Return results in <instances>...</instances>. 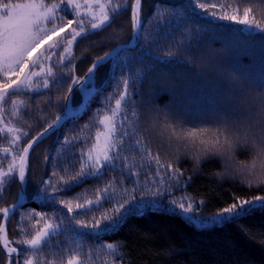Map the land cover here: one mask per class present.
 I'll return each instance as SVG.
<instances>
[{"label":"snow or ice","instance_id":"snow-or-ice-1","mask_svg":"<svg viewBox=\"0 0 264 264\" xmlns=\"http://www.w3.org/2000/svg\"><path fill=\"white\" fill-rule=\"evenodd\" d=\"M93 4L99 6V11L92 10ZM161 7L165 11L154 13L147 22L145 34L142 0H132L131 36L103 55L95 56L87 71L77 75V62L84 54L76 56L74 47L126 11V0L124 3L85 0L84 4L81 0L0 3V137L7 143V147H0V198L13 185L17 188L13 203L0 207L3 217L0 249L6 252L8 264H91L90 256L83 252L85 246L97 254L106 252L120 259L123 253L117 251V244H104L102 238L117 233L130 217H142L150 212L179 215L197 231L221 229L230 224H237L245 231L240 224L242 220L264 214V194L250 198L233 196L226 206L206 213L205 200L196 201L186 194L185 185L192 177L185 179L183 170L178 167L180 159L187 157L179 152L181 147L199 154L208 153L220 144V134L212 127L221 111L217 97L227 79L220 64L242 74L258 88L264 87V79L257 81L247 72L228 66L225 56L218 64L216 50L206 36L211 34L217 20L254 27L260 32H264V21L252 15V7L241 9L239 4L233 7L232 4L185 0L177 5H154V8ZM196 17L206 18L208 23L200 24ZM188 24L193 27H185ZM177 33L181 34L179 40ZM112 35H117L116 31ZM165 46L168 50L161 52ZM132 48H136L135 54L130 52ZM172 48L176 51H171ZM134 64L142 67L130 78L128 73ZM104 66H108V70L105 78L100 79L97 73ZM117 72L124 76V91L120 92L111 114L100 117L104 132L97 133L96 143L87 152L73 151L79 137L65 135L61 139L63 126L87 111L93 98L115 79ZM132 79L139 81L134 93L140 97L138 105L129 99L133 95L128 91ZM193 81L208 88L214 97L212 123L208 126L187 127L177 113L176 99ZM65 86L67 90L63 95L54 91ZM143 87L147 88L146 99L140 91ZM17 93L27 99H12L9 108L8 100ZM162 93L170 96L172 103L161 106ZM76 95L80 97L78 104H74ZM41 96L46 99L34 103ZM122 103L138 107L139 111L132 114L136 119L124 115ZM41 104L58 108V112L40 132L22 144L29 132L17 121L29 117L33 107L41 111ZM121 115L123 120H118ZM141 120L146 121V125ZM147 126L158 130L162 142L173 149L167 155H174L175 162L163 160L160 151H152L143 138ZM31 127L29 124L28 128ZM53 134L58 147L46 150L43 161L46 166L53 163L57 159L53 152L62 151L67 163L63 168L54 169L48 178L41 176L31 181L30 151ZM77 157L78 167H73ZM210 158L214 157L209 155L207 159ZM106 173L110 174L107 181L90 189L92 198L83 203L63 198L87 181H105ZM241 184L249 189L264 187V183ZM175 191L185 194L177 199ZM165 197H169L167 203ZM26 203L51 208L52 213L25 210ZM89 213H92L90 217ZM17 215L21 222L33 218L34 223L30 229L18 226L13 236L20 238L10 240L7 225ZM60 233L64 234V240L53 243L52 238ZM62 244L65 247H61ZM172 248L176 250L174 245ZM47 256L54 259L48 260Z\"/></svg>","mask_w":264,"mask_h":264},{"label":"trees","instance_id":"trees-1","mask_svg":"<svg viewBox=\"0 0 264 264\" xmlns=\"http://www.w3.org/2000/svg\"><path fill=\"white\" fill-rule=\"evenodd\" d=\"M8 2V0H0V3ZM15 2V0H14ZM51 2V0H49ZM132 0L128 1L127 10L115 17L110 25L97 30L95 34L87 39L79 42L74 47L76 56L83 57L77 62V75H82L92 62L95 56L101 55L109 48L117 43L128 39L131 34V24L129 21V11ZM185 0H142V16L145 19V34H147V22L156 12H163L165 8H154V5H177ZM201 2L217 3L233 7L239 4L241 9L244 6L252 7L253 13L257 20L264 21V0H201ZM230 11V9H229ZM223 14V12H220ZM242 15V11H241ZM69 18H71L69 14ZM200 24H207L206 18L196 17ZM122 25V27H120ZM185 27L191 29L193 25L188 24ZM116 31L117 35L113 36ZM211 40L212 45L222 46L226 49L225 61L230 67L247 72L253 79L260 81L264 79V32L258 30H246L239 25L217 20L212 27L211 34L206 36ZM176 39H181V34L177 33ZM167 46L160 49L161 52L167 51ZM171 51H176L172 48ZM135 54L136 48L130 49ZM142 66L134 64L128 76L134 78L137 70ZM164 67V66H162ZM170 67V66H169ZM108 70V66H104L98 70V77L104 79V73ZM124 76L117 72L115 79L109 82V85L97 94L87 111L79 116L78 119L69 120L60 132L61 139L67 135L69 138L73 136L79 137L75 143L73 151L80 152L81 148L89 146V142L94 137V120L100 115L108 104H112L119 99V94L124 91ZM139 86V81L132 79L128 91L133 95L130 100L139 104L140 97L135 95V90ZM64 88L54 89L58 95H63L66 91ZM140 91L147 98V88H140ZM12 99L26 100L24 94L17 93L8 100V105ZM46 97L41 96L35 99L34 103H41ZM80 97L74 98V104H78ZM161 106L172 103V98L167 94H161L159 97ZM122 105H125L122 103ZM177 113L179 118L187 127L208 126L212 123L210 115L215 107V101L212 93L208 88L202 87L199 82L193 81L186 89L183 95L176 99ZM130 119H136L133 111H139L137 106L133 104L125 105ZM41 111H37L33 107L31 115L23 120L18 119V124L25 127L29 135L22 140L25 144L34 134L39 132L47 122L55 118L58 108H46L41 104ZM146 125V121L141 120ZM31 124L32 127L28 128ZM158 130L151 129L147 126V130L143 131V138L149 144L155 153L160 151L163 160H173L174 155H167L173 149L167 147L162 142V135L157 134ZM54 134L47 136L34 149L30 151L29 165L31 172V181L39 179L41 176L48 178L54 169L63 168L67 161H64V153L62 151H54L57 157L56 161L49 165H45L43 157L46 150H55L58 145L56 139L53 141ZM3 143L0 141V147ZM241 156L245 153L241 152ZM77 163L73 167H78ZM178 167L183 170L184 177L187 179L192 177L191 181L185 185L186 194L191 199L199 201L205 200L206 206L203 210L214 212L219 207L226 206L232 202L233 196L242 198H250L254 195L264 194V187L251 189L242 185L234 179H217L216 173L221 165L216 158L205 159L198 167L187 156L182 157L178 163ZM63 174V173H61ZM57 178H53V182ZM103 181H87L72 192L63 195L64 199H72L73 202L83 203L85 199L92 198L91 188L96 185H102ZM88 189V191H85ZM51 191V189H49ZM17 188L13 185L10 190L0 198V207L13 202ZM78 196V199H77ZM25 210L35 209L36 211L52 213L51 208H42L36 203H26ZM97 215L99 213H96ZM92 213H89V217ZM34 223L33 218H28L21 222L19 216L13 217L7 225L9 239H19V235L13 236L14 230L18 226L30 229ZM244 226L242 231L237 224H230L221 229H212L210 231H197L188 226L179 215L147 213L142 217H130L121 229L114 235H106L102 238L103 243L117 244V251L123 253L119 259L122 264H264V214H257L253 217L246 218L240 222ZM251 231H248V230ZM247 233V234H246ZM92 238H89L91 241ZM64 240V234L52 238V242ZM120 242H125L121 244ZM175 246V251L172 246ZM65 247V245H61ZM66 257V256H65ZM64 257V259H65ZM46 259L53 260V256H47ZM6 257L0 250V264H5Z\"/></svg>","mask_w":264,"mask_h":264},{"label":"clouds","instance_id":"clouds-1","mask_svg":"<svg viewBox=\"0 0 264 264\" xmlns=\"http://www.w3.org/2000/svg\"><path fill=\"white\" fill-rule=\"evenodd\" d=\"M212 47L219 64L226 49ZM220 68L227 79L217 97L221 111L212 125L220 134V144L208 153L198 154L183 147L179 152L197 167L209 155L216 158L221 165L217 179H234L246 185L264 183V87L258 88L223 64Z\"/></svg>","mask_w":264,"mask_h":264},{"label":"rangeland","instance_id":"rangeland-1","mask_svg":"<svg viewBox=\"0 0 264 264\" xmlns=\"http://www.w3.org/2000/svg\"><path fill=\"white\" fill-rule=\"evenodd\" d=\"M128 1L129 0H126L127 4H128ZM89 2H91V0H89ZM100 2L103 3L104 0H100ZM124 2H125V0H112V3H124ZM81 3L84 4L85 0H81ZM130 8H131V6H130ZM92 10L99 11V6L96 5V4H93ZM87 18H89V17H86V19ZM129 21H130V11H129ZM130 24H131V22H130ZM237 25H239V24H237ZM239 26L242 27L243 29H246V30H257L254 27L249 28V27L244 26V25H239ZM8 106L10 108L11 107V103ZM115 107H116V104H115V101H114L112 104H108L106 106L105 110L100 115L96 116V119L94 120V123H93L94 124V137H93L92 141L89 142L90 143L89 146H86L85 148H81V151L87 152L92 147V145L94 143H96V135H97V133L98 132H100V133L104 132V127L99 123L100 117L103 116L105 113L110 115L111 114V109H113ZM121 108L125 109L124 115L129 116L125 105H121ZM117 119L118 120H123V115L118 116ZM55 139L56 138L54 137L53 141ZM101 139H103V137H101ZM0 141H1V143H3L2 146L7 147V143H6L4 138L0 137ZM0 156H2V154H0ZM5 164H6V162H5ZM109 175L110 174L106 173L105 181H103V183L107 181V179L109 178ZM184 194H185V192L175 191L174 192V198L179 199V197L184 195ZM189 198L191 199V197H189ZM168 199H169V197H165V203H167ZM41 226H42V224H41ZM104 244H107V243H104ZM83 252H84L85 255H89L90 256L91 264H122L119 259L115 258L114 254L110 255V254H108L106 252H101V253L97 254L94 249H90L87 246H85V248L83 249ZM67 258L68 257L66 256L65 257V261H66Z\"/></svg>","mask_w":264,"mask_h":264},{"label":"water","instance_id":"water-1","mask_svg":"<svg viewBox=\"0 0 264 264\" xmlns=\"http://www.w3.org/2000/svg\"><path fill=\"white\" fill-rule=\"evenodd\" d=\"M130 22H131V8H130ZM131 32H132V29H131ZM130 36H131V34H130ZM117 44H118V43H117ZM115 45H116V44H115ZM115 45H114V46H115ZM114 46H112V47H114ZM112 47H111V48H112ZM111 48H109L107 51H109ZM103 54H104V53H103ZM103 54H101V55H103ZM90 65H91V63H90ZM90 65H89V66H90ZM89 66H88V67H89ZM88 67H87V68H88ZM86 71H87V69L85 70V72H86ZM83 74H84V73H83ZM83 74H82V75H83ZM41 130H42V129H41ZM41 130H40V131H41ZM40 131H39V132H40ZM34 135H36V134H34ZM34 135H33V136H34ZM54 137L56 138V135H55V134H54ZM30 139H31V138H30ZM26 143H27V142H26ZM48 150H50V149H48ZM11 203H13V202H11ZM11 203H9V204H11ZM7 205H8V204H7ZM7 205H5V206H3V207H6ZM2 219H3V217L0 216V220H2ZM0 250H1V252L6 256V262H5V264H8V258H7V254H6V252H5L4 250H2V249H0Z\"/></svg>","mask_w":264,"mask_h":264}]
</instances>
